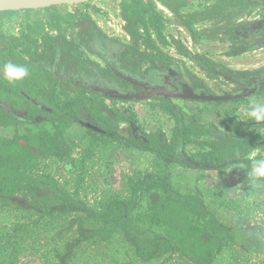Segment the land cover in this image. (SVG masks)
<instances>
[{
  "label": "trees",
  "instance_id": "obj_1",
  "mask_svg": "<svg viewBox=\"0 0 264 264\" xmlns=\"http://www.w3.org/2000/svg\"><path fill=\"white\" fill-rule=\"evenodd\" d=\"M159 1L177 17L181 25L189 28H192V24L187 18L193 21L217 17L221 22L227 19L226 23L217 27V30L226 28L227 36L221 37L209 32L207 36L219 40L227 37L231 44L226 52L228 56L249 51L248 44L256 42L255 37H245L240 33L245 23H230V19L248 8L264 6V0H215L213 5L207 6L204 10L189 14H184L180 10L185 0ZM31 10L24 11L28 13ZM45 10L49 12L50 25L53 28L57 30L77 28L79 39H68L63 34L49 32L39 33L37 38H32L31 32L35 30H32L31 25H28L31 32H26L21 37L6 35L0 31V60L3 68L7 62H12L25 66L29 72L27 77L15 83H9L4 77V72L0 75V99L7 102L11 110L0 104L2 107L0 129L9 126L14 128L10 137L3 136L0 130V197L4 196L5 189L9 185L26 174L24 169L37 157L29 152V148L33 145H40L44 153L57 155L60 158L69 156L70 147L66 142L65 132L72 123H79L92 133L110 138L118 144L153 153L157 171L145 172L135 180L132 178L129 184V197L110 198L98 211L84 209L87 216L78 215L72 220L73 223L79 221V228L78 236L67 243L69 249L73 244L90 238L107 241L120 230L134 245L136 254L143 261L159 258L169 252H180L197 264H206L230 243L245 248L246 237L241 227L223 223L199 194L184 193L172 184L171 164L180 163L199 169L229 170L249 184L262 182L264 178L253 181L248 173L253 160H259L251 157L250 154L264 147V134L257 131V128L264 127V121L257 122L252 118L245 120L239 116H228L223 118L224 124H227V130H223L215 124L201 122L194 116L187 118L182 111L183 108L172 98L162 97L160 107L175 117L171 138L161 128L154 132H143L146 139L136 137L133 124H137V117L131 109H114L95 96L112 100H119L118 98L99 94L95 87L93 89L85 87V84L91 85L90 81L93 78L116 76L109 65L103 66L85 55L82 46L103 58L108 57L110 53L111 57L129 74H140V68L145 61L152 62L154 66H158L157 62L165 64L167 60L172 62L151 38L150 28L157 27L163 20L154 2L122 0V17L126 21L125 30L132 38L130 44L109 37L87 13H62L57 10V6ZM13 12L15 11L0 12V20ZM64 24L66 26H63ZM142 26L147 35L141 30ZM191 31L194 36L197 35V32ZM156 33L159 34L160 30ZM173 40L181 53L185 55L190 53L180 40L175 38ZM255 44L256 48L263 45L261 43L253 45ZM196 57L207 68L218 67L217 77L223 75L229 81L242 85V88L253 85L251 83L253 74L264 73V70L262 72L230 68L202 55ZM56 59L60 62L56 67L57 72L50 68L52 65L49 66L47 62ZM63 74L68 78L62 76ZM79 75L91 79L85 82L81 80V83L77 84L75 79ZM59 81L72 84L69 88L73 93L72 96L66 99L59 97L57 92ZM18 87L19 94L15 95ZM242 88L230 93H238ZM198 92L210 94L211 90L202 87ZM261 94H264V88L253 95L238 99H251ZM238 99L210 102L222 103ZM121 100L126 101V99ZM11 101H15L18 107L21 106L20 112ZM118 122L127 123L128 126L120 128ZM85 123L93 124L98 128ZM33 126L40 130L33 131L31 128ZM30 134H32L31 138L28 137ZM27 139L29 146L24 144ZM188 143L205 146L208 149L200 152L199 157L195 159L186 150ZM184 153L199 164L187 159ZM27 178H29L27 188L34 197L39 200H48L51 197L55 201L59 200L58 203L62 206L52 207L53 212L60 208L69 209L78 203L67 194H57L56 190L50 188L48 177L27 176ZM146 194L148 207L144 217L150 225L164 229L162 232L154 231L152 236H144L140 225L133 222V213ZM86 219H91L93 224L85 226Z\"/></svg>",
  "mask_w": 264,
  "mask_h": 264
},
{
  "label": "rangeland",
  "instance_id": "obj_2",
  "mask_svg": "<svg viewBox=\"0 0 264 264\" xmlns=\"http://www.w3.org/2000/svg\"><path fill=\"white\" fill-rule=\"evenodd\" d=\"M152 1L163 20L157 27L150 28L151 38L172 62L177 63L182 75L189 82L208 87L211 93L220 95L242 88V85L229 81L223 75L217 77L219 68L203 66L196 55H202L223 65L225 63L217 60L227 62L226 58L233 57L229 59L232 60V65L238 67H233L234 69L264 70V46L228 56L226 52L231 44L227 37L219 40L207 36L208 32L216 33L221 37L226 35V28L217 30V27L226 23L227 19L221 22L217 17L193 21L187 18L192 24V30L197 32L194 36L191 30H187L179 23L177 17L165 4L159 0ZM121 3L122 0H93L78 5H60L57 6V10L62 13L84 12L93 20L102 19L104 25L101 28L104 32L110 37L130 44L132 38L125 30L126 21L122 17ZM214 3L215 0H185L180 10L184 14H189L204 10ZM261 18H264V6L248 8L234 15L230 23L246 25ZM28 25H31L35 32H31ZM77 30L72 27L66 30L53 28L50 25L49 12L45 9H33L28 13L17 10L0 20V31L17 37L31 32V37L37 38L39 33L49 32L75 38ZM141 30L147 35L143 26ZM157 30H160L159 34L156 33ZM173 38L180 40L190 53L188 55L181 53ZM82 49L85 55L103 64L97 54L89 52L84 46ZM147 66L149 64L145 61L142 68ZM3 72L4 68L0 60V75ZM59 82L57 89L59 97L66 99L72 96V92L69 91L72 84ZM18 90L19 87L15 95L19 94ZM95 97L114 109H131L136 114V122L143 132H154L161 128L171 138L175 117L160 107L161 99L123 101ZM251 101L264 103V94L251 99L222 103L174 99V102L183 108L182 111L187 118L194 116L201 122L215 124L223 130H227L223 118L243 116L245 119H250L247 110ZM11 102L20 112L21 106L18 107L15 101ZM192 108L197 109L195 111ZM122 123L118 122L120 128H123ZM31 128L35 132L40 130L35 126ZM0 130L3 136L10 137L14 128L2 127ZM257 131L264 134V127L257 128ZM32 134L28 137L31 138ZM65 138L70 147V155L64 158L44 153L40 145L30 147L29 152L37 157L24 169L26 174L9 185L5 189L4 196L0 197V264H197L180 252H169L159 258L143 261L121 230L107 241L90 238L73 244L69 249L67 243L78 236L79 221L73 223L74 218L78 215L87 216L84 209L94 211L102 209L110 198L129 197L131 179L135 180L148 171H157V165L153 153L136 151L132 155L125 154L122 150L124 145L92 133L79 123H72L66 129ZM28 140L24 141L27 146L30 145ZM206 149L208 148L205 146L192 143L187 147V152L197 159L199 153ZM261 149L262 151L254 157L264 159V147ZM142 161L145 165L140 167L138 163H143ZM171 171L172 184L177 189L184 193L199 194L206 205L215 211L220 221L227 225H237L244 230L242 233L246 237L245 248L230 243L206 264H264V184L255 185L253 188L248 183L244 185L236 181L234 173L229 170H223L217 176V169L200 170L180 163H172ZM27 176L50 178L48 182L50 188L56 190L57 194H67L78 203L69 209L60 208L53 212L52 207L62 204L58 203L59 200H53V197L48 200L34 197L27 188L29 180ZM146 197L147 194L143 196L140 205L134 211L133 222L140 225L144 236H152L154 231L162 232L164 229L150 225L144 217L148 207ZM85 222V226L93 224L91 219H86Z\"/></svg>",
  "mask_w": 264,
  "mask_h": 264
},
{
  "label": "water",
  "instance_id": "obj_3",
  "mask_svg": "<svg viewBox=\"0 0 264 264\" xmlns=\"http://www.w3.org/2000/svg\"><path fill=\"white\" fill-rule=\"evenodd\" d=\"M93 0H0V12L2 11H17V10H27V9H45L51 6H60V5H78L81 3L90 2ZM248 30L242 29L240 33L245 37H254L258 36L261 32L264 31V18L252 21L244 25ZM263 46V45H262ZM263 77L255 82L251 86H246L242 88L238 93H226V94H207L206 92H198L194 89L186 80H180L179 83H174L169 77H167V82H169L173 90L169 89L163 85L151 86L148 82L134 79L128 76H124L130 80L133 84L143 87L144 90L138 92L128 91L126 93H109V97L118 98V99H148L154 96H165L173 97L185 100H206V101H217V100H229V99H238L245 96H250L255 94L259 89L264 88V73ZM3 107L11 111L7 104H3ZM87 125L92 126L87 123ZM133 132L136 137H142L146 139V136L143 134L142 129L139 125L133 124ZM184 156L190 161L197 163L192 157H188L186 153Z\"/></svg>",
  "mask_w": 264,
  "mask_h": 264
},
{
  "label": "flooded vegetation",
  "instance_id": "obj_4",
  "mask_svg": "<svg viewBox=\"0 0 264 264\" xmlns=\"http://www.w3.org/2000/svg\"><path fill=\"white\" fill-rule=\"evenodd\" d=\"M185 28H187V30H192L191 27L189 28V27L185 26ZM243 29L248 30L247 28H245V26L243 27ZM254 37H255L256 42H251V43L248 44L249 45L248 49H250V50H255V49H258V48H261V47L264 46V31L261 32L260 34H258V36L256 35ZM67 38L68 39H77V38L79 39L78 31H77V37H75V38L67 37ZM112 38H114V37H112ZM124 43H126V42H124ZM254 43H257V44L261 43V44H263V46H259V47L256 48L257 45L256 44L253 45ZM98 56L100 57V60H102L103 64L98 62V61H96V62H98L99 64H101L103 66L109 65L116 77L111 75V78H107L106 76H103V77L101 76L100 78L91 79L90 77L79 75V77L76 78L75 81H76L77 84H80L81 80L85 82V80L89 81L91 79L92 80V81H90L91 85L85 84V87H87L89 89H93V87H95L99 94H103V95L109 96V93H126L128 91L138 92V91L144 90L143 87H141L139 85H136V84H133L130 80H128L124 76H128V77H131V78H134V79H139V80L148 82L149 85H151V86L163 85V86L168 87L171 90H173L174 88L172 87V85L169 82H167V79H166L167 77H169L174 83H179L180 80H186L187 82H189L182 75V71H181L180 67L177 65V63L171 62L169 60H167L166 64L157 62L158 66L157 65L154 66V65H152V62L147 61L149 66H147L144 69L141 66V68H140L141 69V73L140 74H138V73L129 74L121 67V64L117 63V61L114 60V58L111 57L110 53L108 54V57L106 56V58H103L100 55H98ZM91 58L93 59V57H91ZM47 62L49 63V66L52 65L50 68H52L55 72H57L56 67L59 65L60 62H58L57 59L53 60V61L49 60ZM63 65H64V63H63ZM260 73L253 74L254 76L251 79L252 80L251 81L252 84H254L255 82L259 81L263 77V75H261ZM75 74L76 73H74V75ZM62 76H64L66 79L68 78L67 75L63 74ZM189 83L191 85H193V87H194V89L196 91L202 90L201 86H199L197 84H193L191 82H189ZM0 95H1V93H0ZM162 97H165V96H163V95L154 96L152 98L161 99ZM152 98H148V99H152ZM165 98H172V100L179 99V98H173V97H170V96L165 97ZM132 100H144V99H132ZM196 101H198V100H196ZM0 104H2V105L3 104H7V102H5V101L0 99ZM0 108H2V107H0ZM85 124H87V123H85ZM91 125H93V124H91ZM93 127L94 128H98L95 125H93Z\"/></svg>",
  "mask_w": 264,
  "mask_h": 264
},
{
  "label": "clouds",
  "instance_id": "obj_5",
  "mask_svg": "<svg viewBox=\"0 0 264 264\" xmlns=\"http://www.w3.org/2000/svg\"><path fill=\"white\" fill-rule=\"evenodd\" d=\"M29 75L28 69L23 65L7 62L4 65V77L9 83L20 81ZM247 115L255 121H264V103L251 101L248 106ZM253 156L255 153L252 154ZM249 177L255 181L264 178V159L253 160Z\"/></svg>",
  "mask_w": 264,
  "mask_h": 264
},
{
  "label": "crops",
  "instance_id": "obj_6",
  "mask_svg": "<svg viewBox=\"0 0 264 264\" xmlns=\"http://www.w3.org/2000/svg\"><path fill=\"white\" fill-rule=\"evenodd\" d=\"M96 20V19H95ZM96 23L100 26V27H102L103 28V25H104V22H103V20L102 19H97L96 20ZM229 58H233V57H229ZM229 58H226L227 59V62H225L226 60H217V61H220V62H222V63H225V65H226V63H228L226 66L227 67H230V68H233V67H235V68H238L237 66H235V65H232V60H230ZM234 63V62H233ZM194 107V106H193ZM193 110H195V109H197V108H192ZM217 118V117H216ZM241 119H245V117H243V116H241L240 117ZM246 119H248V118H246ZM245 119V120H246ZM220 121H222L221 119H219ZM218 123V122H217ZM78 124V123H77ZM123 124V127H127L128 126V124L127 123H122ZM189 144H192V143H188L187 145H186V150H187V147H189ZM122 150H123V153H128L129 155H132V153H136V151H140V152H143V150H141V149H138V148H135V147H128V146H124V148H122ZM260 151H262V149L261 148H259V149H256V150H254L251 154H250V156L251 157H254V156H256V154H258V153H260ZM146 152V151H145ZM122 153V152H121ZM253 153H255V155L253 156L252 154ZM135 155V154H134ZM143 162V161H142ZM179 164V163H178ZM138 165L140 166V167H143L144 165H145V163L143 162V163H138ZM182 165V164H181ZM190 168V167H189ZM197 169H199V168H197ZM200 170H209V169H200ZM221 171H219V170H217V176L219 175V173H220ZM224 175L226 174V173H223ZM234 175V177L235 178H237V180L236 181H238L239 183H241V184H244L245 185V183H247V182H244V181H242L241 180V178L237 175V174H233ZM249 184V183H248ZM264 184V181H262V182H255V183H252V184H250L253 188H254V186L255 185H263Z\"/></svg>",
  "mask_w": 264,
  "mask_h": 264
}]
</instances>
